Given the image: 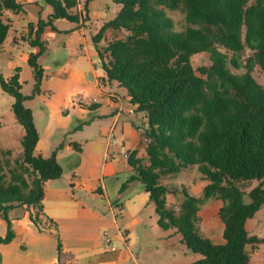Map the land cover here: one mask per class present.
<instances>
[{"label": "trees", "instance_id": "16d2710c", "mask_svg": "<svg viewBox=\"0 0 264 264\" xmlns=\"http://www.w3.org/2000/svg\"><path fill=\"white\" fill-rule=\"evenodd\" d=\"M44 1L51 7L49 17L29 23L30 43L38 47L28 57L32 94L21 90L19 66L9 77L0 72V85L14 95L12 108L25 128L22 153L13 166L2 156L11 149L0 148V214L8 223L7 234L0 235L4 242L15 235L9 209L15 203L32 204L37 210L31 217L37 221L45 180L64 171L57 158L60 146L48 156L37 151L41 131L25 100L40 91L45 76L39 60L48 48L45 27L57 29L54 20L61 18L79 23L85 16L80 0ZM113 1L118 11L92 35L97 64L145 113L136 126L146 154L129 153L135 172L122 187L133 179L144 183L159 225L181 233L187 248L200 255L191 264H248V245L264 242L246 226L264 203V85L253 74L256 65L264 72V0ZM178 7L185 11L179 27L169 14ZM21 10L19 0H0V47L11 27L7 11ZM198 52H207L209 62L195 66L192 56ZM74 147L80 150L77 143ZM193 165L207 180L201 195L163 181ZM179 190L177 207L168 203V194ZM211 198L223 200L224 243H214L199 225V209Z\"/></svg>", "mask_w": 264, "mask_h": 264}, {"label": "crops", "instance_id": "0c3cea01", "mask_svg": "<svg viewBox=\"0 0 264 264\" xmlns=\"http://www.w3.org/2000/svg\"><path fill=\"white\" fill-rule=\"evenodd\" d=\"M19 1L23 10L7 11L12 37L8 34L7 39L10 40L6 39L0 47V51L15 56L10 60L14 72L19 62H28L30 52L38 50L30 43L29 23H37L40 18L47 19L51 13L40 0ZM100 1L89 0L85 6V0H80L79 8L85 19L82 17L79 23L56 19L54 24L57 29L47 25L42 33L48 45L44 53L49 50L50 39L58 34L65 35L60 44L65 48L80 47V54L75 56L72 65L60 67L57 71L59 74L66 73V77H61L57 83L63 86L67 95L58 106L47 100V122L59 111H64L62 126H67L71 115L76 114L94 133L87 138L91 143L89 150L83 147L81 154L57 152L64 171L60 177L45 180L43 208L39 210L37 221L31 217L37 210L32 204L15 203L9 209L15 235L8 242L0 240L2 264H191L200 258L187 248L181 233L159 225L155 203L141 180L133 179L122 187L135 172L124 153L137 150L138 156L146 154V144L136 126L145 113L137 110L125 88L107 80L106 73L97 64L98 49L92 35L119 9L113 6L112 13L108 15ZM106 6L112 8L108 2ZM108 35H111L110 31ZM21 38L31 44L30 49L22 53L16 49ZM14 72L5 76L9 77ZM74 80H82L87 85L80 87L76 93L70 88ZM91 92L95 96L84 102V95ZM111 130H114L118 143L108 148ZM75 143L81 149L79 141L73 140L66 144L68 152ZM52 150L53 147L49 154L44 151L41 133L37 151L48 156ZM61 159L66 160V165ZM177 175H167L163 181L177 189L186 186L191 193L201 195L207 183L202 173L192 184L177 183L174 177ZM181 200L180 190L168 194L170 204L179 207ZM222 205V199L211 198L198 212L201 230L214 243L225 242V224L220 216ZM251 218L246 221L247 228L264 237L263 231H257V225L251 222ZM47 226L57 233L58 240H53L46 232ZM7 231V220L0 214V235L5 236ZM248 248L251 249L248 264H264V242L249 244Z\"/></svg>", "mask_w": 264, "mask_h": 264}, {"label": "rangeland", "instance_id": "374dc122", "mask_svg": "<svg viewBox=\"0 0 264 264\" xmlns=\"http://www.w3.org/2000/svg\"><path fill=\"white\" fill-rule=\"evenodd\" d=\"M40 2L45 7H47L49 11H51L50 5H48L44 0H40ZM107 2L112 5V8L109 9L106 6ZM100 4L101 7L108 12V15L112 13L113 6L119 7L118 4L113 0H101ZM169 14L174 17V19L177 21V26L179 27L181 25L179 20L184 18L185 15L184 8L178 7L176 9L169 10ZM11 34L12 32H9V35L12 37ZM64 36V34H58L56 37L51 38L49 50L40 56L39 60L45 68V76L41 82V89L35 95L28 97L25 100V104L33 110L36 125L42 133L44 151H47L49 154L52 147L54 149L55 147L60 146L58 151H60L62 154H81L83 147H86L88 150L90 149L91 143L87 140V138L93 136L90 134L94 133V130L91 129V127H87V125L85 126V123L78 119L76 114L71 115L72 117L70 118L67 126H62V119L65 115L64 111H59L56 113V115L50 118L49 122H47L49 115V103L47 100H52V104L54 103L58 106L64 102V99L67 95V92L63 91V86L57 83L58 79L61 77H66V73L59 74L57 71L60 67L66 68L71 66L72 62L76 60L75 56L80 54V47L65 48L64 46L60 45ZM16 47V49L22 53L23 51L30 49L31 44L26 39L21 38L19 44L16 45ZM14 58L15 56L13 57L10 53L0 51L1 73L7 75L14 72L15 69L10 66V60ZM192 59L195 66L209 62V56L207 52H198L192 56ZM19 63V66L21 67V90L24 94L31 95L34 89V78L32 76L31 66L28 62ZM236 70L243 71L244 68H239ZM253 74L264 85V72L258 65L254 67ZM85 85H87L86 82H83L82 80H74L73 84L70 85V88L74 89L77 93L79 88ZM94 96L95 95L91 92L89 95H84V98L82 99L84 102H89ZM14 100V95L3 90L0 85V148L2 150L11 149V153H2V156L3 158H9L11 160L12 166L15 164V159L17 156L22 153L21 139L25 133L24 126L17 120L13 111L12 104ZM83 128H85V131ZM73 140L79 141L81 149L77 150L72 147L68 152V149H66V144ZM47 147H49L48 150ZM61 161L63 164L65 163L64 165H66V160L61 159ZM4 170L8 175L7 178H9L10 173L8 166H6ZM200 174L201 173L198 169V166L193 165L185 170H182L177 176L174 177L175 181L179 184L182 182L185 184H192L193 180L196 179L195 182L198 181ZM195 185L196 184L193 186ZM244 188L248 189L247 186H244ZM77 195L80 197V194L77 193ZM245 198L247 201L250 199L248 195H246ZM250 220L257 225V231H263L264 233V203ZM50 227L51 226H47L46 232L52 236L53 240H58L57 233L53 231V229H50ZM0 264L2 263L0 262Z\"/></svg>", "mask_w": 264, "mask_h": 264}, {"label": "built area", "instance_id": "2783aa9c", "mask_svg": "<svg viewBox=\"0 0 264 264\" xmlns=\"http://www.w3.org/2000/svg\"><path fill=\"white\" fill-rule=\"evenodd\" d=\"M131 110H134V108H131ZM117 143H118V138L115 136L114 130H111L108 134V148L114 146ZM107 154L110 155L109 150H107ZM124 155L126 157H129V152H125Z\"/></svg>", "mask_w": 264, "mask_h": 264}]
</instances>
